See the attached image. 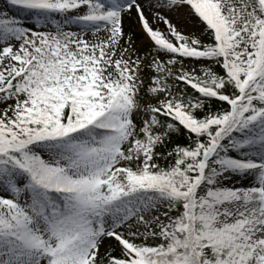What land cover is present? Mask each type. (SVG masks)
I'll return each instance as SVG.
<instances>
[{
    "label": "snow or ice",
    "instance_id": "6c2138e0",
    "mask_svg": "<svg viewBox=\"0 0 264 264\" xmlns=\"http://www.w3.org/2000/svg\"><path fill=\"white\" fill-rule=\"evenodd\" d=\"M0 264H264V0H5Z\"/></svg>",
    "mask_w": 264,
    "mask_h": 264
},
{
    "label": "rangeland",
    "instance_id": "374dc122",
    "mask_svg": "<svg viewBox=\"0 0 264 264\" xmlns=\"http://www.w3.org/2000/svg\"><path fill=\"white\" fill-rule=\"evenodd\" d=\"M4 2H5V0H0V8L3 7Z\"/></svg>",
    "mask_w": 264,
    "mask_h": 264
}]
</instances>
